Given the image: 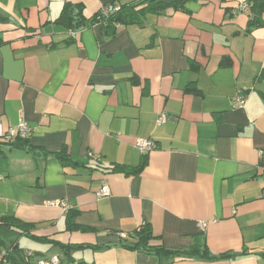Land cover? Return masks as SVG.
Segmentation results:
<instances>
[{
    "label": "crops",
    "instance_id": "obj_1",
    "mask_svg": "<svg viewBox=\"0 0 264 264\" xmlns=\"http://www.w3.org/2000/svg\"><path fill=\"white\" fill-rule=\"evenodd\" d=\"M141 1L0 0V120L27 123L40 151L0 144V218L36 225L46 241L20 237L39 245L24 250L34 264H264V25L249 27L245 0H189L76 40L58 23L66 2L92 20ZM145 224L163 253L122 247Z\"/></svg>",
    "mask_w": 264,
    "mask_h": 264
},
{
    "label": "trees",
    "instance_id": "obj_2",
    "mask_svg": "<svg viewBox=\"0 0 264 264\" xmlns=\"http://www.w3.org/2000/svg\"><path fill=\"white\" fill-rule=\"evenodd\" d=\"M189 0H143L136 5H120V10L108 17L98 19L99 13L92 20L85 19L83 12L84 6L82 4H74L71 2H66L62 10L61 16L58 19V23L63 25L68 31L80 30L89 25L103 24L106 33L109 35H115L118 29L122 26L129 24L141 23L143 18L147 13L162 14L168 9H173L175 11L183 10L185 11V6ZM248 4L249 9V27H259L264 25V0H245ZM147 5V6H145ZM1 20V18H0ZM232 65L230 58H224L220 66L222 68H228ZM190 92L194 95H200V91L196 88L190 89ZM0 144L8 145L12 148L27 149L35 155H39L40 151L37 148L29 145L28 138L20 139L17 138L13 141H2ZM49 156V154L45 153ZM57 158L62 160L64 164H74L68 158H65L63 154L56 155ZM142 167L136 169H128L125 167H115L112 169L113 172L124 173L127 176L136 175L141 171ZM67 225L70 230H78L80 227L75 223V213L68 211L67 214ZM0 228L8 229L9 231L16 233L18 238L27 237L34 241L44 242V238H39L33 235L36 225L33 223H26L17 219L14 216L1 217L0 218ZM133 240H126L122 247L128 250H140L142 252L148 253H163L164 250L156 247H150L149 243L153 239V233L151 226L149 224L143 225L133 236ZM53 242V241H52ZM59 245V244H58ZM64 251H70V247L60 245ZM84 248V247H80ZM197 250H191L186 252L187 254H193ZM24 255L25 259L21 258ZM32 257H28L23 250L20 249L17 242L11 246H7L6 242L0 238V264L10 263V264H32L30 261Z\"/></svg>",
    "mask_w": 264,
    "mask_h": 264
},
{
    "label": "built area",
    "instance_id": "obj_3",
    "mask_svg": "<svg viewBox=\"0 0 264 264\" xmlns=\"http://www.w3.org/2000/svg\"><path fill=\"white\" fill-rule=\"evenodd\" d=\"M249 6L246 2L241 5V10L248 12ZM120 10L119 5H110L107 7H103L99 12L98 19L108 17ZM70 40H76L78 38V30L70 31L68 33ZM246 103V96L243 92H238V94L233 99L234 108H241ZM167 115L165 113L161 114L157 125L160 126L166 122ZM31 134V128L27 123L22 122L17 127H8L0 120V140L2 141H13L17 138L25 139L28 138ZM137 148L142 152V154H148L149 152L155 150L157 148L156 143L153 140H140L137 143ZM2 177H0V181ZM110 195V189L107 185H105L102 190L99 192L100 197ZM51 206L60 207L64 209L66 212L69 211L70 207L65 201H54L51 203ZM205 228L206 226L203 225ZM31 256V253L27 254ZM43 264H60V259L58 256L53 257Z\"/></svg>",
    "mask_w": 264,
    "mask_h": 264
},
{
    "label": "rangeland",
    "instance_id": "obj_4",
    "mask_svg": "<svg viewBox=\"0 0 264 264\" xmlns=\"http://www.w3.org/2000/svg\"><path fill=\"white\" fill-rule=\"evenodd\" d=\"M0 237L2 239H4L5 241H7V245L9 246L13 244V242H15L16 240H18V243L20 244V248L24 251V250H27L28 248H31L32 250H35V248H39V245L32 242L31 240L27 239V238H19L11 232V235L10 233H8L7 235L3 232H0ZM30 261H32V258L30 259ZM34 264V263H32Z\"/></svg>",
    "mask_w": 264,
    "mask_h": 264
}]
</instances>
